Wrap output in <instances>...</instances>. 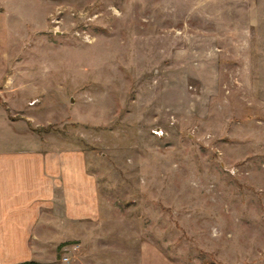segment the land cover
Listing matches in <instances>:
<instances>
[{
  "label": "rangeland",
  "instance_id": "374dc122",
  "mask_svg": "<svg viewBox=\"0 0 264 264\" xmlns=\"http://www.w3.org/2000/svg\"><path fill=\"white\" fill-rule=\"evenodd\" d=\"M247 2L0 0L8 92L48 146L86 152L97 182L98 217L51 264H138L144 241L180 264H264Z\"/></svg>",
  "mask_w": 264,
  "mask_h": 264
},
{
  "label": "crops",
  "instance_id": "0c3cea01",
  "mask_svg": "<svg viewBox=\"0 0 264 264\" xmlns=\"http://www.w3.org/2000/svg\"><path fill=\"white\" fill-rule=\"evenodd\" d=\"M247 4L256 67L264 69V0ZM9 33L8 13L0 8V264H51L63 242L87 234L80 223L98 217L97 182L86 152L48 146L8 92ZM138 254V264H180L148 241Z\"/></svg>",
  "mask_w": 264,
  "mask_h": 264
},
{
  "label": "trees",
  "instance_id": "16d2710c",
  "mask_svg": "<svg viewBox=\"0 0 264 264\" xmlns=\"http://www.w3.org/2000/svg\"><path fill=\"white\" fill-rule=\"evenodd\" d=\"M28 263H38V262L30 261V262H24V263H21V264H28Z\"/></svg>",
  "mask_w": 264,
  "mask_h": 264
},
{
  "label": "built area",
  "instance_id": "2783aa9c",
  "mask_svg": "<svg viewBox=\"0 0 264 264\" xmlns=\"http://www.w3.org/2000/svg\"><path fill=\"white\" fill-rule=\"evenodd\" d=\"M65 259H68V256L67 255L65 256Z\"/></svg>",
  "mask_w": 264,
  "mask_h": 264
}]
</instances>
